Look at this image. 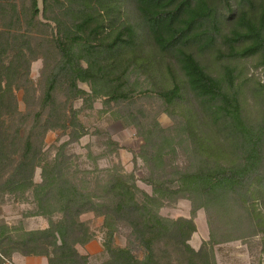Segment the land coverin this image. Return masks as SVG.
I'll return each mask as SVG.
<instances>
[{"label":"trees","instance_id":"trees-1","mask_svg":"<svg viewBox=\"0 0 264 264\" xmlns=\"http://www.w3.org/2000/svg\"><path fill=\"white\" fill-rule=\"evenodd\" d=\"M27 1L20 7L0 0V199L28 200L31 194L33 216L49 226L27 231L0 225V264H13L15 254L46 257L49 264H90L78 250L97 238L91 223L81 220L88 213L103 218L101 264H217L218 245L256 236L264 245V85L255 92L261 111L254 118L234 65L252 57L264 65V0H133L140 27L121 21L126 0ZM25 21L51 28L47 42L57 59L46 74L40 111L20 137L22 126L12 132L7 122L26 118L17 92L31 89L36 56L33 38L22 32ZM146 43L151 50L143 54ZM207 55L217 68L206 66ZM141 71L150 87L139 91L131 80ZM59 91L66 97L60 106ZM101 97L142 137L139 157L152 194L118 167L98 170L93 181L72 172L66 148L88 134L73 102ZM147 98L166 107L161 111L174 117L173 128L162 127L160 111L133 108ZM37 129H61L69 137L51 161L35 144ZM107 144L119 149L111 138ZM179 151L189 158L185 165L176 160ZM38 168L41 183L34 181ZM181 199L191 202V218L161 215ZM200 210L210 233L196 250L190 240ZM121 227L128 230L125 247L115 242Z\"/></svg>","mask_w":264,"mask_h":264},{"label":"rangeland","instance_id":"rangeland-1","mask_svg":"<svg viewBox=\"0 0 264 264\" xmlns=\"http://www.w3.org/2000/svg\"><path fill=\"white\" fill-rule=\"evenodd\" d=\"M13 1H16L20 7L28 3L27 0ZM40 10L41 12L43 11L41 1ZM40 20L46 22L42 19V16ZM121 21H126L135 27L141 26V18L133 0L124 1ZM23 24L22 32H27L33 38L36 60L33 61L30 69L31 89L28 92H25L23 89L17 92L19 110L26 115L25 121L22 124V121L17 117L14 122H7V127L12 132H15L19 126H22L20 137L25 136L32 126L36 114L40 111L44 97L46 74L50 73L57 59L54 48L47 42L51 39V28L42 26L39 22L33 27H29L26 21ZM112 31L114 29L107 30L105 33ZM150 50V45L146 43L143 47V54H148ZM206 57L208 59H205V64L208 68L210 66L218 67V62L215 61L212 55H207ZM234 65L239 75L238 83L243 91L242 101L247 110L246 112L256 118V115L261 111V102L255 92L257 88L264 85V65L262 64V60L258 57H252L237 61ZM141 73L143 75L134 74L131 80L134 85H138L139 91L150 87L146 75L142 71ZM80 87L91 92L90 87L86 84L81 83ZM57 100L59 106L66 103L65 92L59 91ZM59 106H57V111L60 110ZM140 106H144L146 112L153 114L160 111L158 121L162 127L169 129L175 126L174 117L172 118L167 112L161 111L165 110L166 107L162 106L159 100L153 98L143 99L138 102V105L133 106V108L138 110ZM73 107L76 110H81L78 118L88 133L78 142L70 144L66 148L67 154L73 156L72 172L77 174V178L79 180L86 179L93 181L98 174V170L118 167L128 174H133L137 179V185L142 190L152 194V187L144 183V179L148 176L147 167L139 157L144 141L138 134L136 127L126 126L118 119V107L114 103L107 105L103 97L97 98L87 104L82 100H77L73 102ZM59 113L60 111L57 114ZM49 117L50 111H47L43 115L42 123ZM66 134L61 129L51 130L46 134L43 133L42 129H37L34 141L36 146L42 148L44 161L54 159L60 146L69 140ZM109 138L119 145V149H115V146L107 144ZM176 160L180 165H185L189 161V158L183 151H179V156ZM41 172V168L35 171L34 181L36 183H41L42 181ZM86 172H92V174L87 175ZM26 198L28 200H24L19 196H2V199H0V225L6 223L11 228L27 231L40 230L45 226H49L48 220L44 217L33 216L35 207L32 204L31 194L26 195ZM191 209V202L181 199L177 203L166 205L160 213L162 216L171 219H178L180 217L191 218ZM81 220L90 222L91 227L96 232L97 238L92 242L102 243L104 236L102 228L103 218H97L93 213H88L82 216ZM194 222L197 226V232L192 236L190 244L193 248L199 250L203 242L209 240L210 233L204 210H200ZM127 234V228L121 227L115 238L117 246L125 247L127 245ZM80 250L83 251V248H80ZM215 256L217 264H264V245L260 236L251 237L243 241H234L216 246ZM105 258L102 255L92 257L90 264H101Z\"/></svg>","mask_w":264,"mask_h":264},{"label":"crops","instance_id":"crops-1","mask_svg":"<svg viewBox=\"0 0 264 264\" xmlns=\"http://www.w3.org/2000/svg\"><path fill=\"white\" fill-rule=\"evenodd\" d=\"M199 212L200 211H198V213ZM46 227L47 226L43 227L42 229H45ZM80 248H83V251L80 250ZM80 248L78 247V250L80 251L81 254L89 255L91 258L101 255L103 253L101 242H91L87 246ZM12 260H13V264H49L48 259L46 257H25L20 254H15Z\"/></svg>","mask_w":264,"mask_h":264}]
</instances>
